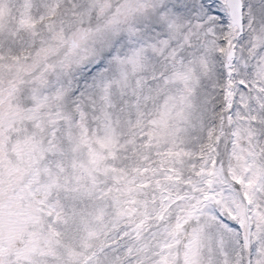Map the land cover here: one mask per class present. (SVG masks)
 <instances>
[{
	"label": "snow or ice",
	"instance_id": "6c2138e0",
	"mask_svg": "<svg viewBox=\"0 0 264 264\" xmlns=\"http://www.w3.org/2000/svg\"><path fill=\"white\" fill-rule=\"evenodd\" d=\"M0 264H264V0H0Z\"/></svg>",
	"mask_w": 264,
	"mask_h": 264
}]
</instances>
